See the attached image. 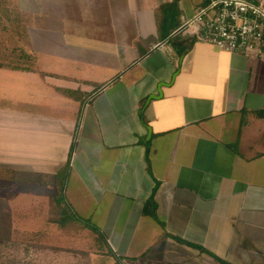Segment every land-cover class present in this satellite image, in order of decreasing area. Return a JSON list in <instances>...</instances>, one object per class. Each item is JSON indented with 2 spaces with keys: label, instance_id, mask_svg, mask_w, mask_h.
Listing matches in <instances>:
<instances>
[{
  "label": "crops",
  "instance_id": "0c3cea01",
  "mask_svg": "<svg viewBox=\"0 0 264 264\" xmlns=\"http://www.w3.org/2000/svg\"><path fill=\"white\" fill-rule=\"evenodd\" d=\"M13 2L34 66L0 76L47 111L0 103L2 181L46 189L59 264H264V46L198 42L202 0ZM176 35L196 39L182 56Z\"/></svg>",
  "mask_w": 264,
  "mask_h": 264
},
{
  "label": "rangeland",
  "instance_id": "374dc122",
  "mask_svg": "<svg viewBox=\"0 0 264 264\" xmlns=\"http://www.w3.org/2000/svg\"><path fill=\"white\" fill-rule=\"evenodd\" d=\"M16 6L13 0H0V63L24 69L33 68V56L27 46L29 44L26 33L28 21L16 16ZM169 15L170 10L166 12V16ZM165 22L166 20L164 24L161 22L164 28ZM12 93L15 98L6 97L12 96ZM39 97L38 91L29 86L26 81L0 76L2 105L14 110L46 112L45 107L38 102ZM32 101L35 104L31 103ZM20 180L25 179L20 178ZM30 186L29 183L24 186H13L11 182L0 180V199L10 205L13 222L11 235L0 241V264H59L61 256L66 257V254L59 253V245L72 246V243L60 238L57 239L58 241H51V237L44 234V230L49 229L44 221V210H36L33 206H37L35 203L41 207L47 205L45 203L48 202L45 195L46 189H41L42 194L33 197L30 190L33 188ZM57 196L60 199V203L56 204L58 212H62V216L70 214L69 205L65 204L60 194ZM53 242H56L58 246H53ZM76 246L80 247L79 244ZM63 260L66 259L63 258Z\"/></svg>",
  "mask_w": 264,
  "mask_h": 264
},
{
  "label": "built area",
  "instance_id": "2783aa9c",
  "mask_svg": "<svg viewBox=\"0 0 264 264\" xmlns=\"http://www.w3.org/2000/svg\"><path fill=\"white\" fill-rule=\"evenodd\" d=\"M185 26L198 42L220 51L259 55L264 46V0H202Z\"/></svg>",
  "mask_w": 264,
  "mask_h": 264
},
{
  "label": "trees",
  "instance_id": "16d2710c",
  "mask_svg": "<svg viewBox=\"0 0 264 264\" xmlns=\"http://www.w3.org/2000/svg\"><path fill=\"white\" fill-rule=\"evenodd\" d=\"M169 40L171 42V45L175 48V50L180 56L188 52L196 42L195 41L196 39L194 38L187 39V38H182L179 35L171 37ZM1 68H8L11 70H24V71L29 70V68L24 69L19 67H12L10 65H4L0 63V69ZM0 180H12V172L10 170L0 169ZM57 200L58 203H60L59 202L60 199L58 198ZM68 210L69 212L71 211L69 208ZM11 213H12L11 208L8 202H5L4 200L0 199V241H2L5 238H8L11 235L12 226H13ZM59 213L62 214V212ZM72 218L80 225L86 228L93 229L96 232H99V229L96 226H94L90 221L85 220L81 217H77L73 213H72Z\"/></svg>",
  "mask_w": 264,
  "mask_h": 264
},
{
  "label": "water",
  "instance_id": "95a60500",
  "mask_svg": "<svg viewBox=\"0 0 264 264\" xmlns=\"http://www.w3.org/2000/svg\"><path fill=\"white\" fill-rule=\"evenodd\" d=\"M161 88V87H160ZM162 96V94H161V90L159 89V97H161ZM159 97H156V96H152V97H150L149 98V100H148V103L152 100V99H157V98H159Z\"/></svg>",
  "mask_w": 264,
  "mask_h": 264
}]
</instances>
